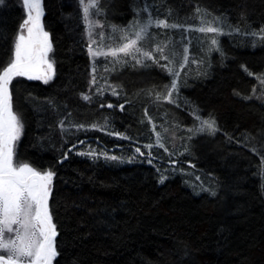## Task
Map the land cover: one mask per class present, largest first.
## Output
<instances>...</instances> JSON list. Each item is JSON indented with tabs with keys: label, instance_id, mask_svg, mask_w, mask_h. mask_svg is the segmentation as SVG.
Wrapping results in <instances>:
<instances>
[{
	"label": "trees",
	"instance_id": "trees-1",
	"mask_svg": "<svg viewBox=\"0 0 264 264\" xmlns=\"http://www.w3.org/2000/svg\"><path fill=\"white\" fill-rule=\"evenodd\" d=\"M146 5L171 24H192L205 9L241 29H264V0H99L100 18L126 26ZM43 7L55 75L48 83L16 77L11 89L23 123L15 161L55 173L48 200L58 233L53 264H264V100L250 97L257 79L247 73L264 72V42L251 49L224 38V55L212 56L207 74L184 80L181 95L219 127L194 138L184 157L214 178L217 194L197 195L181 175L161 183L146 161L121 165L80 154L90 144L118 155L142 150L153 134L150 115L190 127L198 120L156 99L172 78L152 62L115 70L121 96L84 100L92 60L79 0H43ZM26 17L23 0L0 2V69L13 58ZM105 122L128 138L93 127Z\"/></svg>",
	"mask_w": 264,
	"mask_h": 264
},
{
	"label": "snow or ice",
	"instance_id": "snow-or-ice-1",
	"mask_svg": "<svg viewBox=\"0 0 264 264\" xmlns=\"http://www.w3.org/2000/svg\"><path fill=\"white\" fill-rule=\"evenodd\" d=\"M23 3L27 17L20 26V34L14 44L13 58L0 69V264H24L22 258H28L27 264H53L54 258L58 255L55 247V238L58 233L56 225L52 222L48 200L55 173L50 170L38 171L29 164L14 163L15 142L22 134L23 123L14 110L12 81L16 77L23 76L30 80H42L48 83L55 75L54 62L48 58L52 45L49 34L44 31L42 24V0H23ZM79 3L91 40L89 52L92 56L110 54L112 57H117L118 53H123L125 56H131L136 64L141 66H148L145 63L147 60H151L154 64H159L160 60L168 61V64L175 63L165 55L166 46L156 45L154 51L146 50L143 48V41L149 37L150 29L153 27L167 29L181 27L180 25L170 24L167 19L155 18L149 13L146 22H134L129 25L128 29L113 26V31L120 33L119 36L114 37V42L118 41L116 47L111 49L110 53L96 52L93 51L91 44L96 43L92 37L93 28L98 21L91 20L90 16L100 11L99 0H87V2L79 0ZM197 11L199 12V9ZM25 29L26 36L23 34ZM194 30L204 34H213L210 38L212 45H217L216 37L223 34L219 18L211 21L202 19L201 26ZM99 35L103 40L104 33ZM259 35L264 39V29H261ZM183 52L185 55L181 68L188 62V49L184 48ZM161 67L166 68L169 75L173 77L170 84L165 87L176 90V77L180 73L167 65H161ZM92 82H96L95 77ZM112 94L118 95L115 89ZM172 94L173 91H168L164 98L172 102ZM159 98L158 95L157 99ZM83 99L90 100L91 98L84 95ZM104 106L101 105V107ZM107 107L111 108L114 105L108 104ZM119 107L123 110L124 105L121 104ZM196 119L199 120L201 131L205 127L215 131L214 120H204L199 116ZM159 146L164 147L162 143ZM145 147L152 146L146 145ZM136 151L140 152V149L137 148ZM87 154L94 155L95 153L92 151ZM110 159H116V157H110ZM160 182L163 183V178ZM11 233H14V238L8 235Z\"/></svg>",
	"mask_w": 264,
	"mask_h": 264
},
{
	"label": "rangeland",
	"instance_id": "rangeland-1",
	"mask_svg": "<svg viewBox=\"0 0 264 264\" xmlns=\"http://www.w3.org/2000/svg\"><path fill=\"white\" fill-rule=\"evenodd\" d=\"M85 2H87V0H85ZM145 9H147V11H145ZM149 13H151V8L148 5L138 8L136 18H134L130 24L126 26L106 24V22L100 18L102 15L101 10L98 13L90 16L91 20L98 21V24L93 28L92 39L96 40V43L91 44L93 51L110 53L111 49L115 48L116 44L118 43V41L114 42V37L120 35V33L113 31V26H116V28L119 29H128L129 25L133 24L134 22H146ZM216 18H219L223 34L216 37L218 44L212 45L210 38L213 34L200 33L194 29H197L201 26L202 19L211 21ZM192 22V24L180 25L181 27L177 28H151L149 37L143 41V48L154 51L156 45H160L161 47L166 46L165 55L169 56V58L174 60L175 63L168 64V61L160 60L159 64L156 65L159 67H161V65H167L168 67L174 68L175 71L180 73L179 76L176 77L177 89L171 90L168 88L166 92L158 94L160 97L159 99H157L158 95H156V99L169 102L164 97L167 95L168 91H173L171 103L186 107L195 117L199 116L204 120H214L215 131H211L206 127L203 131H201L199 120L197 125L190 127L182 125L178 122L171 124L169 120L166 122L157 123L154 122L152 116L150 115L153 134L150 137L149 142L146 143L144 147H142L140 152H137L133 148L132 150H134V152H122L120 155H118L108 151L105 148L92 146L90 144L88 150H85L83 153L88 155L87 153L94 151V155L88 156L95 158L110 159V157H116L114 160H117V163L121 165L146 161L149 164H153L157 168V170L160 172L161 179L163 178V182L170 177L181 175L184 178V182L193 192H195V194L198 195L203 192H207L210 195H216L217 188L215 187L213 176H208L209 174L202 172L193 163L187 164V161L184 157L190 154L191 142L194 138L203 133L214 135L219 131V127L213 117H204L202 113H200V110L192 102L184 99V97L181 95L183 83L186 78L200 77L207 74V71L211 65L212 56L214 54L224 55L225 51L222 42L224 38L230 39L233 44H236L240 47L251 49L257 48L262 42H264V39H262L259 35L261 30L241 29L240 27L232 24L227 17L210 14L205 9H199V12L197 11L196 17ZM100 33H104L103 40L99 35ZM253 33H257V35H253ZM23 34L25 36L27 35L26 29L23 31ZM88 39L90 45L91 40L89 35ZM184 48L188 49V62L183 68H181L183 56L185 55L183 52ZM174 53L175 55H173ZM154 54L157 56L159 55L158 53ZM90 56L92 60V78L90 88L91 95L88 94V96L90 98L92 95L104 96L107 94L115 97L121 96V88L115 84V82H113L112 76L117 68L129 63L136 64L135 60L132 59L131 56H125L123 53H118L117 57H112L110 54L101 56H92L90 54ZM118 60L119 62H117ZM151 62V60L145 61L146 64ZM161 68L168 73L166 68ZM247 73L249 74L251 72L248 71ZM251 76H254L257 79V85L254 88L252 96L250 97L264 100V79H262L264 78V72L261 74L251 73ZM93 77H95V83L92 82ZM171 78L173 79L172 76ZM114 89L118 95L112 94ZM95 128L103 130L109 134H113L120 139L128 138L121 133L112 132V130L109 128L108 122H105L101 125H95ZM157 133H159V136H157ZM160 143L164 145L163 148L159 146ZM146 145H151L152 147H145ZM173 161L175 163H173Z\"/></svg>",
	"mask_w": 264,
	"mask_h": 264
},
{
	"label": "flooded vegetation",
	"instance_id": "flooded-vegetation-1",
	"mask_svg": "<svg viewBox=\"0 0 264 264\" xmlns=\"http://www.w3.org/2000/svg\"><path fill=\"white\" fill-rule=\"evenodd\" d=\"M16 161H15V158H14V163H15ZM20 164H25V163H20ZM35 169V168H34ZM37 170V169H36ZM39 171V170H38ZM42 172V171H41ZM50 188H51V186H50ZM9 236H11V237H13L14 238V233H11V234H8ZM22 259H24V264H27V259L28 258H22ZM54 261V260H53Z\"/></svg>",
	"mask_w": 264,
	"mask_h": 264
},
{
	"label": "water",
	"instance_id": "water-1",
	"mask_svg": "<svg viewBox=\"0 0 264 264\" xmlns=\"http://www.w3.org/2000/svg\"><path fill=\"white\" fill-rule=\"evenodd\" d=\"M42 4H43V0H42ZM44 8V7H43ZM44 12V11H43Z\"/></svg>",
	"mask_w": 264,
	"mask_h": 264
}]
</instances>
